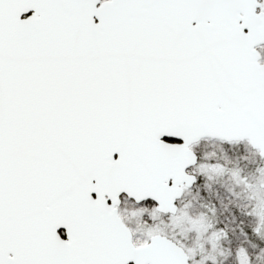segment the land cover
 <instances>
[{"label": "snow or ice", "instance_id": "6c2138e0", "mask_svg": "<svg viewBox=\"0 0 264 264\" xmlns=\"http://www.w3.org/2000/svg\"><path fill=\"white\" fill-rule=\"evenodd\" d=\"M0 264H264V0H0Z\"/></svg>", "mask_w": 264, "mask_h": 264}]
</instances>
